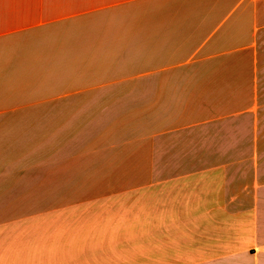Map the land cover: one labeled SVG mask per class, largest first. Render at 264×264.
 Wrapping results in <instances>:
<instances>
[{
  "label": "crops",
  "instance_id": "crops-1",
  "mask_svg": "<svg viewBox=\"0 0 264 264\" xmlns=\"http://www.w3.org/2000/svg\"><path fill=\"white\" fill-rule=\"evenodd\" d=\"M262 78L264 0H0V264H264Z\"/></svg>",
  "mask_w": 264,
  "mask_h": 264
},
{
  "label": "rangeland",
  "instance_id": "rangeland-1",
  "mask_svg": "<svg viewBox=\"0 0 264 264\" xmlns=\"http://www.w3.org/2000/svg\"><path fill=\"white\" fill-rule=\"evenodd\" d=\"M262 96L260 99V105H261V114H260V123L259 125L261 126V131H262V138L264 139V79L262 78ZM263 148V147H262ZM124 256V253H122V257ZM121 260V261H120ZM153 260L154 259H146L143 258V256L141 255V251L140 250H133L132 252L128 253V257L127 259L125 258H119L118 262L120 261L121 263L118 264H124L125 262H127V264H146V263H150L153 264ZM155 264V261H154Z\"/></svg>",
  "mask_w": 264,
  "mask_h": 264
}]
</instances>
